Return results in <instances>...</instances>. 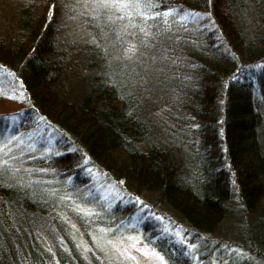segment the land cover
<instances>
[{
  "label": "trees",
  "instance_id": "trees-1",
  "mask_svg": "<svg viewBox=\"0 0 264 264\" xmlns=\"http://www.w3.org/2000/svg\"><path fill=\"white\" fill-rule=\"evenodd\" d=\"M152 3L150 19H138L152 35L145 39L134 28L138 49H157L151 74L133 68L138 56L133 65L119 58L120 40L99 21L96 46L81 52L90 75L87 94L79 92L87 79L75 71L74 52L61 46L57 21L31 1L21 8L15 37L0 35V93L10 103L0 113V143L17 142L7 156L0 154L18 170L0 182V264H44L51 248L61 264H83L71 232L89 238L93 229H111L115 236L141 231L169 264H220L230 255L231 264H245L235 255L240 251L262 259L264 104L253 101L232 73L247 67V82L259 94L252 79L261 75L253 65L264 62V47L237 61L238 0ZM169 7L184 19L151 15ZM258 11L255 35L262 42L264 0ZM197 40L201 48L194 55L186 42ZM98 49L113 59L99 63L92 56ZM123 69L134 73L132 84L120 83ZM64 196L98 215L76 213ZM221 219L236 224V237L217 233Z\"/></svg>",
  "mask_w": 264,
  "mask_h": 264
},
{
  "label": "rangeland",
  "instance_id": "rangeland-1",
  "mask_svg": "<svg viewBox=\"0 0 264 264\" xmlns=\"http://www.w3.org/2000/svg\"><path fill=\"white\" fill-rule=\"evenodd\" d=\"M28 1H31L33 3V6L36 9H38L37 11L41 12L42 15L48 18H53V19L55 18V20L57 21L56 30L59 33L60 42L63 44V45L61 44L60 45L65 46L68 49L70 48V50L74 52L73 61L74 63H77L75 71L78 77L83 76L87 79V80L85 79L86 82L82 81L80 82L81 84L79 83L80 84L78 88L79 92H81L82 94L86 92L87 94L88 88H90L91 86L90 79H89L90 75L86 73L87 70L85 71L84 66L86 65V59L83 55H81V52L83 49H87V47L89 46H90V51H91L93 48L92 46H96L98 42V39L96 36V33H97L96 30L99 27L98 22L104 21V23H108V21L103 16L93 17L92 15H90L89 14L90 11L93 10L92 5L91 3H89L87 7H85L84 0H0V35L2 38L13 39L15 37V30H16L17 22L20 17L21 8L23 4L27 3ZM238 1L240 2L238 11L236 9V12L233 16V20L235 21V27L236 29H238V35H239L236 41L237 42L236 47L239 49V58L237 59V61L241 62L243 60L246 61L248 59V57L250 56V52H258V51L263 50L264 44L262 43L264 40L261 42V39L260 40L257 39L255 35L257 33V28H258L257 23H256V15H257V12H259L258 11L259 3L261 0H241V1L238 0ZM135 19L137 20V22H139L138 19H140V17H135ZM114 26L116 29V31L114 32L115 36L116 38H118V40H120L118 44V48H117L118 51L120 48L127 46L125 41H130L134 43V36L132 34L134 32V28L130 26L129 18L126 17L125 20L123 21L115 20ZM175 40L176 39H172V41H175ZM200 42L201 40H197V42H194V41L186 42L187 44L193 45L195 47V50L193 51L194 55H198V50L199 48H201ZM165 44L163 46H165ZM138 47L139 46H137V48ZM196 48H198V50ZM151 49L145 50V49L139 48L137 56L139 57L140 62H137L135 65L133 64L135 63L136 59L135 60L134 58L132 59L134 63H132V60H128V59L127 60L131 62V65H133V68H135V66H139L142 73H145L148 71V73L151 74V70H152L151 67L154 61H156V60H153L152 55L154 54V52L157 51V49L155 48L154 49L151 48ZM92 56H94L95 58L97 57L99 63H102V60H104V57L110 58L113 55H111L110 51H108L107 49H98L96 52L92 54ZM89 57L90 55L87 56L88 60H89ZM111 61H107L108 64ZM163 62H166L165 58ZM241 64H244V63L242 62ZM242 67L244 66L237 67L236 70L232 73L233 81L237 82L238 85L243 84L247 86L251 91L252 100L257 103H260L261 105L264 104V81L262 79V76H264V62L258 61L256 64L253 65V67L257 69L258 74L261 75L260 79H259V76H258V79H252V81L255 83V85L259 89L258 91H260L259 94H257L256 91H254L251 81H250V84H249V81L247 82L248 76L250 75L248 76L245 75L243 70L240 69ZM135 69L139 71L137 67ZM121 73L123 77H119V81L120 83L122 82L123 85H125L126 83L132 84L133 81L136 79L134 77V73L131 72V69H123ZM128 73L133 74L132 79L128 78V75H127ZM142 73L141 75H143ZM160 73H162L161 80L162 79L164 80L167 78L168 75L166 74V70L164 67L160 69ZM140 78L144 79L142 76H140ZM86 83L88 85H86ZM143 83L148 85L147 78H145ZM143 83H141V85H143ZM251 85H252V89H251ZM81 97L83 96L81 95L79 99ZM8 102L9 101H6V102L3 101V94L0 93V113L4 108L7 107V105H10V103ZM3 103H6L7 105ZM156 105L157 103L153 104L154 108L156 107ZM13 107H14L13 111L19 110V106L17 107L13 106ZM61 113L62 115H65L64 112L61 111ZM68 116L70 117L69 114ZM3 120L5 121V124H6L9 121V118L3 119ZM70 122L72 123L71 120ZM175 139L176 138H174V140ZM8 142L9 144L8 143L6 144L5 141L2 142V144H5L6 147L3 149H0V153L10 152L11 149L14 148V146L17 144V142H14L11 139ZM163 142H165L164 145H166V148L170 149L169 151H173V148L169 146L168 143L173 142L176 147H178L180 143V141L179 142L173 141L172 139L168 140V143H166V140H163ZM2 154H0L1 158L4 157ZM263 205L264 204H262L261 206ZM228 215L229 214H227V216ZM220 221L221 222H219V225H217L220 231L217 233L218 234L221 233V235H224V236L225 235L228 236V234L229 235L231 234L234 237H236L235 233L233 232H237V231H235L232 228L233 226H236V224H229L225 221V219H221ZM259 231L262 236V240H260L262 248L258 252H260L259 257H261L262 259L258 260L255 256H253V254H255L253 251H251L253 253H250V254L244 251L237 252V254L235 255L244 259L245 264H264V224H262L259 227ZM91 232L92 233H91V236L89 235V238L79 236L78 231L72 230L71 232L72 238L75 237V239H73L75 241L74 243L75 248L80 253V255H81V252L84 251L85 244L87 245L89 249L86 252V255L88 257L87 260H85L83 256L81 255L84 261L83 264H96V260H97L96 257L98 256L104 257L109 264H160L159 258L153 254L152 250H155L156 252H159V251H157V249L154 248L153 246H150L146 243L145 236L141 233V231L123 232V233H120L118 236L111 235L110 232H105V231L101 232V230H98V229L97 231L96 229H93ZM93 235H95L98 238L96 241L93 240L92 238ZM128 237H133L134 241L129 240ZM109 240L115 241L117 244V247H113V244L108 242ZM121 240L123 241V243H120ZM133 242H135L136 247H132ZM97 244H99L100 247H97ZM77 245H79L80 247L79 248L76 247ZM51 249L53 251V256L51 257L50 260L45 261L44 264H61L60 261L57 260V258L55 257L54 249L53 248ZM117 249L119 250L127 249L129 252H131V256H128L126 254L121 255L120 251H118ZM138 249H143L144 251H147L148 255L147 256L144 255V251H140ZM93 253H95V255H93ZM232 256L234 255H230L229 257H232ZM229 257L227 256L225 261L221 262L220 264H231L232 260H230ZM5 264H11V263L8 262ZM19 264H32V263L26 261L24 263H19ZM164 264H169V262L165 259V257H164Z\"/></svg>",
  "mask_w": 264,
  "mask_h": 264
},
{
  "label": "snow or ice",
  "instance_id": "snow-or-ice-1",
  "mask_svg": "<svg viewBox=\"0 0 264 264\" xmlns=\"http://www.w3.org/2000/svg\"><path fill=\"white\" fill-rule=\"evenodd\" d=\"M89 3H91L92 8H93V10H91L89 14L92 15L93 17L103 16L108 21V26L113 32L116 31L115 26H114V21L115 20L123 21L127 17L129 18L130 26L133 28H138V31L143 35L145 39L152 35L150 32H146L144 28L139 27L138 22L135 19V17H142L145 21L150 19L149 11L155 7V5L152 3V0H84L85 7H87ZM179 11L182 12L183 9H180ZM170 14L175 15L177 19H181V20L184 19V16L179 15L176 10L170 7L167 8L164 13L155 12V11L151 12L152 16L163 15L166 18ZM197 15L202 16V15H210V14L197 13ZM164 23L167 24V19H165ZM132 34L133 36H135L136 33L133 32ZM125 43L127 46L119 49V52H120L119 58L128 59V60H132L133 58H138L137 57V53H138L137 46L130 41H125ZM107 75L109 77H115L117 74L115 72H109L107 73ZM127 75L129 79L133 78L132 73H128ZM109 82L116 83V80L111 79ZM5 147H6L5 144L0 143V149H3ZM4 155L7 156V152H5ZM11 159H12L11 157H8L7 159L0 158V182H6L8 178L14 176L16 172L18 171L9 163ZM41 171H44V170L42 169ZM52 194L55 195V193H52ZM81 195H84V194L82 193ZM76 199L78 198H74L72 196L62 197V200L70 202L71 207H73L76 213L81 214L82 216L93 217V218H95V216L98 215L95 213L94 207H92L91 205L88 207L78 205L76 203ZM91 200H92V203L94 204L95 198H91ZM61 219L65 220L66 218L61 216ZM87 222L88 221L85 220V224H87ZM71 227L75 228V225H71ZM89 231L91 230L89 229ZM104 231L106 232L111 231V229H105ZM92 238L94 241L98 239L95 235H93ZM73 239H75V237H73ZM128 239L134 241L133 237H128ZM108 242L113 244V247H117V244L115 241L109 240ZM120 243H123V241L121 240ZM61 246L63 247V245ZM76 247L79 248L80 246L77 245ZM97 247H100V245L97 244ZM132 247H136L135 242H133ZM192 247H195V246L193 245ZM88 250L89 249L87 245L85 244L84 251L81 252V255L83 256L85 260L88 259L86 255V252ZM117 250L120 251L121 255L126 254L128 256H131V252H129L127 249H123V250L117 249ZM138 250L144 251L143 249H138ZM48 251L50 252L51 249H48ZM152 251H153V254L159 258L160 264H164V257L159 252H156L155 250H152ZM93 255H95V253H93ZM144 255L147 256L148 252L144 251ZM212 264H215V262L213 261Z\"/></svg>",
  "mask_w": 264,
  "mask_h": 264
}]
</instances>
